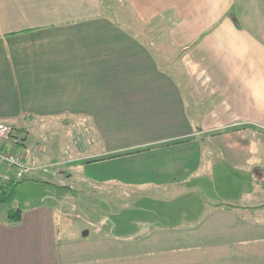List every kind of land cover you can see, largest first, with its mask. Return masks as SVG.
I'll return each mask as SVG.
<instances>
[{
    "label": "crops",
    "instance_id": "crops-1",
    "mask_svg": "<svg viewBox=\"0 0 264 264\" xmlns=\"http://www.w3.org/2000/svg\"><path fill=\"white\" fill-rule=\"evenodd\" d=\"M127 1L135 27L104 0H0V121L60 131L63 174L137 211L60 240L32 206L0 264H264V0Z\"/></svg>",
    "mask_w": 264,
    "mask_h": 264
},
{
    "label": "rangeland",
    "instance_id": "rangeland-1",
    "mask_svg": "<svg viewBox=\"0 0 264 264\" xmlns=\"http://www.w3.org/2000/svg\"><path fill=\"white\" fill-rule=\"evenodd\" d=\"M104 5L107 13L122 22L133 27L139 25L127 0H104ZM23 132L27 136L30 134L31 141L36 140L46 145V150L33 157L26 156L28 165L34 167V163L37 168L28 172L29 179L7 187L8 199L0 202V226L3 227V234L10 233L8 229L11 233L18 234L21 229L22 222L9 216L11 210L21 209L22 212L40 204L55 209L54 217L57 220L60 240L86 231L93 236L102 229L103 233L119 230L120 223L121 230L126 229L124 222L137 211L128 210L116 217H110L104 194L98 196L93 193L88 178L90 176L82 173L83 167L73 171L70 176L63 174L62 169L65 166L59 161L64 159L65 150L71 146L61 136L60 131L37 125ZM202 193L204 197L210 196Z\"/></svg>",
    "mask_w": 264,
    "mask_h": 264
},
{
    "label": "built area",
    "instance_id": "built-area-1",
    "mask_svg": "<svg viewBox=\"0 0 264 264\" xmlns=\"http://www.w3.org/2000/svg\"><path fill=\"white\" fill-rule=\"evenodd\" d=\"M27 134L12 124L0 121V197L6 193L9 185L29 179L30 167L21 153L20 147ZM39 146L34 151H44ZM37 153V152H36Z\"/></svg>",
    "mask_w": 264,
    "mask_h": 264
},
{
    "label": "trees",
    "instance_id": "trees-1",
    "mask_svg": "<svg viewBox=\"0 0 264 264\" xmlns=\"http://www.w3.org/2000/svg\"><path fill=\"white\" fill-rule=\"evenodd\" d=\"M6 193L2 197H0V202L8 199L9 194ZM21 213V209L11 210L9 216L15 219H20Z\"/></svg>",
    "mask_w": 264,
    "mask_h": 264
},
{
    "label": "water",
    "instance_id": "water-1",
    "mask_svg": "<svg viewBox=\"0 0 264 264\" xmlns=\"http://www.w3.org/2000/svg\"><path fill=\"white\" fill-rule=\"evenodd\" d=\"M88 231H86L85 233H87Z\"/></svg>",
    "mask_w": 264,
    "mask_h": 264
}]
</instances>
